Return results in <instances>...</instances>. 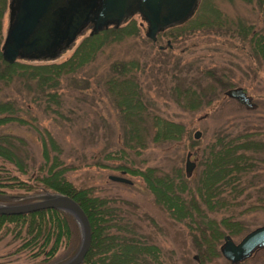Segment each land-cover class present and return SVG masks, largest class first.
Here are the masks:
<instances>
[{
  "label": "rangeland",
  "instance_id": "rangeland-1",
  "mask_svg": "<svg viewBox=\"0 0 264 264\" xmlns=\"http://www.w3.org/2000/svg\"><path fill=\"white\" fill-rule=\"evenodd\" d=\"M204 3L200 12L216 8L222 14L221 25H196L195 10L190 23L159 34L155 42L145 36V24L139 16H132L130 20L134 26L130 29L135 31L105 45L91 63L60 79L58 105L46 108L43 97L35 91L33 80L13 78L7 84L0 81V102L8 103L11 116L21 120L1 124L0 134L13 137L14 152L26 166V172L21 173L1 157L0 169L7 170L17 179L31 182L35 167L42 162L40 140L46 141V134H49L60 149V160L72 166L65 177L75 185H91L96 195L113 199L135 223L136 237L155 246L154 256H146L138 264H198V260L185 223L171 219L153 203L139 176L117 169V166L140 169L155 166L165 172L178 168L187 185L192 187L203 168L207 147L215 144L218 138L229 140L240 136V139L259 142L262 149L250 153V167L241 177L240 193L219 208L216 216H231L241 222L236 234H228L225 230L224 235H229L234 243L264 223V161H261L264 160V59L253 54L249 36L228 28L229 25L234 29L235 24L240 23L263 35L261 6L264 0L262 3L259 0H205ZM7 15L5 5L0 20V43L7 26ZM87 33L85 30L71 47L53 60L17 62L35 65L62 61ZM127 60L138 62L135 76L147 110L184 125L185 133L180 140L148 143L138 152L124 146L123 120L113 99L105 92L103 80L112 63ZM180 85L208 89L203 92L199 108L185 110L178 105L174 89ZM233 87H241L251 97L254 107L245 108L224 96L223 92ZM195 131L199 132L197 138L193 137ZM187 152L190 153L189 161L194 163L188 177L184 169ZM108 175L122 176L130 180V184L111 181ZM14 181L2 180L3 183ZM2 189L23 195L12 202L0 201L3 204L28 203L50 197H42L45 192L39 189L36 192ZM78 234L74 248L62 243L54 254L46 257L47 248L33 254L36 249L21 248L18 237L0 229V264H63L79 246V226ZM213 264L231 263L221 257ZM237 264H264V248Z\"/></svg>",
  "mask_w": 264,
  "mask_h": 264
},
{
  "label": "trees",
  "instance_id": "trees-1",
  "mask_svg": "<svg viewBox=\"0 0 264 264\" xmlns=\"http://www.w3.org/2000/svg\"><path fill=\"white\" fill-rule=\"evenodd\" d=\"M6 2L7 0H0V20ZM204 2L205 0H200L196 9V25H221L222 14L216 8H207L200 12L205 6ZM197 18L200 19L196 21ZM187 23H190V20L183 25L168 28L161 34ZM235 25L234 29L228 25L230 31L242 32L246 37L249 36L253 54L264 59V34H256L250 27H242L240 23ZM131 26H134L132 20L124 26L110 27L86 36L78 42L67 58L59 62L35 65L6 63L0 56V81L7 84L13 78L33 80L35 91L43 97L46 108L58 105L60 96L57 89L60 79L77 73L91 63L105 45L117 42L135 31L130 29ZM138 66L135 60L114 62L110 65L108 76L103 80V88L113 99L123 120L124 146L134 152L146 148L148 143L178 141L185 133L182 123L147 110V103L135 76ZM180 86L174 89L178 105L185 110L199 108L202 105L203 92L208 89ZM26 87L28 88V85ZM11 113L10 105L0 102V125L9 120L21 122L20 119L12 117ZM12 138L0 134V157L12 163L21 173H25L26 166L21 164V159L14 152ZM240 138L242 137L237 136L229 140L218 138L215 144L207 147L202 162L203 168L192 187L187 185V180L182 177L178 168L165 172L155 166L142 169L117 166V169L139 176L150 192L153 203L164 210L171 219L185 223L198 264H213V261L221 258L219 244L225 230L233 235L241 226V222L231 216H216L219 208L231 202L229 199L236 198L240 193L241 177L250 167V153L262 149L259 142ZM40 141L42 162L35 167V173L30 177L31 182L17 179L10 176L7 170L0 169V201L12 202L23 196L19 192L9 193L2 188L23 189L25 192H36V189H39L40 192H45L42 197L66 195L71 198L84 212L90 228L89 246L79 264H138L143 258L146 259V256H154L155 246L136 237V225L127 212L116 206L113 199L96 195L93 186L75 185L69 181L65 173L72 169V166L65 165L60 160V149L54 139L46 134V141L43 138ZM10 179L15 181L2 182ZM121 203L129 204L127 201ZM0 229L12 232L18 237L21 240V248L36 249L33 254H39L47 248L46 257L54 254L62 243L68 248H74L79 236L78 226L72 215L55 208L0 215Z\"/></svg>",
  "mask_w": 264,
  "mask_h": 264
},
{
  "label": "water",
  "instance_id": "water-1",
  "mask_svg": "<svg viewBox=\"0 0 264 264\" xmlns=\"http://www.w3.org/2000/svg\"><path fill=\"white\" fill-rule=\"evenodd\" d=\"M13 1H10V4ZM127 0H102V12H107L110 8L112 10L116 9L115 23L118 24L126 13L129 5L125 9ZM133 3H136L133 1ZM9 4V5H10ZM81 0H54V5H62L64 9L67 10L66 19L61 18L60 8H58L53 16L47 15L46 23L44 27L34 33L32 39V45L30 48L37 50L38 55H45L44 50L48 51L46 56L52 57L55 53L53 52L56 48V40L59 39L58 33L62 26L66 25L68 22L72 21V14L81 6ZM138 4V9L148 23L145 36L149 38L152 42L155 41V33L171 24L178 23L185 20L190 16L198 4V0H140ZM131 5V4H130ZM46 8V6H45ZM64 15V14H63ZM261 16L264 20V4L261 6ZM63 20V21H62ZM62 21V22H61ZM63 30V29H62ZM73 30V25H68L66 31L70 36ZM16 31L11 32L14 36ZM8 35V34H7ZM12 36V37H13ZM74 36V35H73ZM72 37H68L65 40V44L72 41ZM6 37L2 47L1 56L7 63H12L14 58L17 56V50L19 44L15 41H7ZM27 49V47H26ZM224 96L236 100L239 104L245 108H252L254 104L251 101V97L246 95L241 87H233L225 90L223 92ZM199 136V132L195 131L193 134L194 138ZM190 153H186L185 157V175L188 177L190 175L191 169L194 166L193 162L189 161ZM108 179L115 182H122L130 184V180L117 175H108ZM45 208H55L68 212L75 219L77 225L80 229V243L73 254V256L68 259L63 264H79L81 263L90 242V228L87 218L82 211V209L74 202L71 198L66 195H53L44 199L28 202V203H17V204H3L0 203V215H10L19 214L29 211H34L37 209ZM264 248V223L259 225L247 233H245L238 242L234 243L229 235H224L222 237V243L219 245L220 255L231 264L240 263L248 258H250L255 251Z\"/></svg>",
  "mask_w": 264,
  "mask_h": 264
},
{
  "label": "flooded vegetation",
  "instance_id": "flooded-vegetation-1",
  "mask_svg": "<svg viewBox=\"0 0 264 264\" xmlns=\"http://www.w3.org/2000/svg\"><path fill=\"white\" fill-rule=\"evenodd\" d=\"M10 1L11 0H7L6 2V9L8 11L7 26L0 43V56H1V47L6 37L8 36L7 41L13 40L15 41V43L19 44V48L17 50L18 53L17 56L14 58L13 62H17L19 60H23V61L53 60L56 57H58L62 51L71 47L74 41L77 39V37L81 35L85 30H88V33L84 37L97 34L110 27L118 28L121 27L123 23L124 24L129 23V21H131L130 18L134 15H138L139 18L142 20V22L145 24V32L148 27V23L142 17L138 9V4H136V3H140V0H127L125 9L129 5V8L126 11V13L129 14L123 16L122 20L118 24L114 22L115 19H117L115 18L117 8H115L114 10L110 8L107 12L103 13L101 10L102 0H81L82 2L81 6L75 11L74 14H72V21L62 26L61 29L59 26V30H60V33H58L59 39L56 40V43H52L56 45V48L53 52L49 51L50 53H55V55L52 57L46 56L47 55L46 53L48 52L46 50L43 51L45 55H38V52H36L37 50H34L29 46L32 45L33 43L32 39L29 40L30 37H33L34 33H37L39 29L44 27V24L46 23V20L48 18L47 15L53 16L54 12L58 8H60L61 18L66 19L65 14L67 13V10L64 9V6L62 5L55 6L54 0H12L13 2L11 4ZM133 1L136 3H133ZM199 2L200 0H198V4L194 9V11L197 9ZM194 11L185 20L171 24L170 26L158 30L155 33V41H156V37L159 34H161V32H163L164 30L171 27H177L183 25L184 23L189 21L193 16ZM68 25H73V30L71 35L74 36L70 43L65 44L64 39H67L68 37H72L69 34H67L66 29ZM14 31H16V33L13 36L11 35V32L13 34ZM1 59L3 60L2 56Z\"/></svg>",
  "mask_w": 264,
  "mask_h": 264
}]
</instances>
